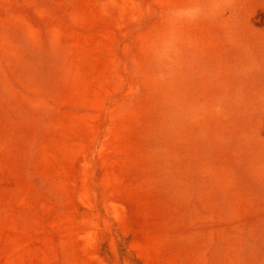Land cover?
I'll return each instance as SVG.
<instances>
[{
  "label": "rangeland",
  "instance_id": "obj_1",
  "mask_svg": "<svg viewBox=\"0 0 264 264\" xmlns=\"http://www.w3.org/2000/svg\"><path fill=\"white\" fill-rule=\"evenodd\" d=\"M0 264H264V0H0Z\"/></svg>",
  "mask_w": 264,
  "mask_h": 264
}]
</instances>
